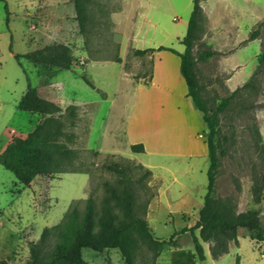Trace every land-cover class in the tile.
<instances>
[{"label": "rangeland", "instance_id": "1", "mask_svg": "<svg viewBox=\"0 0 264 264\" xmlns=\"http://www.w3.org/2000/svg\"><path fill=\"white\" fill-rule=\"evenodd\" d=\"M64 2L73 3V0ZM38 3L37 0L34 3L31 0H0V149L10 132L12 134V129L27 134L36 121L34 115L19 110L18 104L29 86L38 87L41 84L38 68L31 59H17L15 56L43 50L50 44L39 30L47 31L45 26L42 28L44 20L53 18L52 14L56 13L45 10L43 4ZM153 3L155 9L151 16L159 24L155 30L157 36L154 45L185 52V46L178 39H183L187 34L194 8L193 0H153ZM199 4L201 14L191 52L196 60L197 85L201 95L210 113H216L219 120L216 146L221 165L215 196L228 201L237 213L259 210L263 215L264 62L261 59L264 55V0H199ZM123 5L124 0H91L87 29L84 34L79 33L83 43L79 46L58 44L69 49L68 54L73 58L75 69L62 71L58 79H69L71 85L78 88L77 91L81 89L89 92L88 83L82 77H77L86 74L92 84L113 97L118 87L128 84L127 78L151 72L150 62H144L142 57L136 56L132 48L125 51L128 43L125 38L123 46L122 33L116 24ZM148 34L153 36V31ZM132 43L142 46L135 41ZM208 53L210 57H205ZM117 58L120 62H115ZM92 62L100 64L96 67L97 73L91 71V67L84 73L86 64ZM225 99H229L228 104L222 108ZM109 107V103H103L99 108L92 124L91 147L99 142ZM61 114L54 116L63 125L62 132L65 134L59 136V142L68 144L71 141L66 136L71 133L72 118H65ZM137 127L140 134L143 131L147 134L151 145L159 140L152 124L143 125L142 132L140 126ZM203 135L205 139L208 138L207 131L204 130ZM80 151V159L76 164L91 169L87 195L94 198L98 207L105 194L104 182L115 183L118 179L116 173L106 169V165L113 163H120L133 175L138 184L139 205L158 195V186L153 184V173L148 174L147 169L135 160L119 155ZM139 158L173 170L174 176L160 170L165 186L177 194L179 190H185L197 202L204 203L210 166L208 158L190 159L185 156L177 159L153 153ZM188 166L191 168L186 171ZM174 177L178 179L176 182ZM88 178L86 174H69L50 184H46L48 179L45 178L42 180L44 185L25 187L0 164V260L12 258L28 264L30 246L39 241L45 228L61 225L65 214L72 207L71 203L84 196ZM86 204V200H80L74 206L83 213ZM167 205L164 203L163 209L151 219L153 236L158 240H169L175 234L180 247L192 246L191 233L183 231L195 226L198 208H189L187 212L190 217L185 219L186 210L174 206V213L170 215L166 210ZM198 232L195 231L197 235ZM243 234L251 237L254 233L245 228L239 229L238 236ZM58 236L56 229L43 248L44 252L50 251L59 240ZM240 243L242 263L249 264L252 260L250 239L241 237ZM106 250L110 249L101 251L100 257L90 258L92 263L95 264L99 259L107 262L112 258ZM262 250L264 253L263 247ZM259 251L255 250L256 264H264ZM83 254L86 259L97 252L84 249ZM154 255L148 245L141 243L135 264H153ZM166 256L162 255L161 264Z\"/></svg>", "mask_w": 264, "mask_h": 264}, {"label": "trees", "instance_id": "2", "mask_svg": "<svg viewBox=\"0 0 264 264\" xmlns=\"http://www.w3.org/2000/svg\"><path fill=\"white\" fill-rule=\"evenodd\" d=\"M90 2L91 0H73L76 21L81 34L85 33L87 22H89ZM193 3L194 8L187 34L181 40L185 46L184 53L162 46L156 50H136L134 54L143 56L156 51H170L181 58L180 70L188 86V96L192 98L201 115L205 131L208 133L206 141L210 166L207 173L208 184L204 205L199 211V220L195 226L183 231V233L189 231L192 235L194 259L204 263L207 259L204 251L205 243L210 244L212 257L219 259L229 253L231 242L238 244V231L241 228L253 232L251 237L258 243L264 242V214L262 215L259 210L237 213L235 207L228 201L215 196L221 165L216 146L219 120L216 113H210L197 85L196 60L191 51L196 39L201 7L199 0H193ZM68 52L69 49L64 45H55L25 56L16 55L15 57L31 59L36 64L39 75L51 77L57 70L73 69V58ZM210 55L208 53L205 57ZM115 62H120V59L117 58ZM261 62H264V55ZM82 78L89 86L95 88L85 75H82ZM228 100L223 101L222 108L227 106ZM19 108L24 112L45 116L26 139L13 138L5 151L0 154V164L11 171L25 187H30L33 180L40 175L53 177L65 173L91 172L89 167L84 169L76 164L80 159L81 151L59 142V136H65V134L62 132L63 125L55 119L53 114L61 112L60 107L40 97L37 88L29 86L19 103ZM68 117L72 118L70 126L73 128L76 125L73 111L68 114ZM66 137L68 141H71L72 133ZM143 149L144 146L138 144L133 145L130 150L133 153H142ZM106 169L116 173L118 179L115 183L104 182L105 194L100 206L98 207L94 198L90 196L86 200V209L82 213L73 202L61 225L45 228L39 241L30 246L31 258L28 264H89L82 255L83 249L97 252L118 249L125 264H135L136 253L141 243L148 245L150 250L154 251L153 264H155L164 249L180 247L175 240V234L169 240H158L153 236L146 220L152 200L148 199L144 204H138V184L133 175L129 174V169L121 166L120 163L106 165ZM147 173L150 174L151 171L147 169ZM56 229H58L59 240L50 251L44 252L43 248ZM197 230H199L198 235L195 233ZM0 264L8 263L0 260Z\"/></svg>", "mask_w": 264, "mask_h": 264}, {"label": "crops", "instance_id": "3", "mask_svg": "<svg viewBox=\"0 0 264 264\" xmlns=\"http://www.w3.org/2000/svg\"><path fill=\"white\" fill-rule=\"evenodd\" d=\"M37 1H39L38 5H40V3L43 4L44 8H46L45 10H53L57 14H52L53 18L51 17L48 18V20H44L42 28H48L47 31L45 29L39 30V32L45 34L46 39L50 42L48 47L58 44L79 46L83 43L79 34L80 29L76 21V12L73 3L64 2L67 0ZM31 2L34 3L35 0H31ZM154 9L153 0H124V5L119 16H117L116 24L122 33V43L125 38L128 43L125 51H129V49L132 48L134 53L136 50H156L161 47V45H154L157 36L155 30L159 26L156 18H152L151 16V12L154 11ZM152 31L153 36L148 34ZM181 40L182 39H178L180 44H182ZM133 41L138 44L141 43L142 46H134L132 43ZM147 43L149 44L148 46ZM177 52L184 53L180 51ZM138 57H142L144 62L151 63V72L149 74L147 72H142L138 76L134 75L130 79L127 78L126 81L128 84L118 87L113 97L101 91L94 83L95 88L89 86V92L81 89H79V92L77 91L78 88L73 84L71 85L69 79L60 80L57 78L62 71H73L75 69L57 70L51 77L42 76L38 73V76L41 78V84L35 88H37L40 97L61 108V112L58 114L62 113L61 115L68 118V114L73 111L76 125L71 129L73 137L71 142L67 144L70 148L78 151L88 150L105 155L124 156L131 160H135L153 173V184L158 186V195L149 205L146 220L154 234L153 227L151 226V219L163 209L164 203L169 204L166 210L170 215L174 213V208H176L174 206L179 207V210H186V213H183L184 216L186 215L184 217L185 219H187L186 217H190L187 210L192 206L198 208L197 212L199 217V211L204 203L202 204L201 201L197 202L185 190H179V194H177L172 191L171 188L165 186L164 178L160 170H165L174 176L173 170L171 171L165 166L155 165L151 160L145 161L139 157L153 153L157 156L174 157L177 159L185 156L190 159H206L208 158L209 151L207 141L203 135L205 130L204 123L192 98L188 96V86L181 74V58L170 51H156ZM97 65L100 64H97V62L87 63L84 73L90 67L92 68L91 71L97 73ZM77 77L81 78L82 75H78ZM103 103H109L110 105L107 115L108 118L105 121L104 129L98 144L95 147H91L89 141L93 127L92 124L95 122L99 108ZM18 109L21 110L19 104ZM26 113L34 115L33 117L36 119L35 124L33 123L34 125H32V129L27 134L19 133L13 129L12 134L9 131L10 134L4 146L0 149V154L5 151L6 146H8L13 138L26 139L28 135L34 131L37 124L45 118V116L38 113ZM53 116H55V114H53ZM161 122H163V124ZM146 124L147 126L152 124L154 129L157 130L159 140L153 145H151L150 139L147 138V134L144 133V131V134L139 133V128L137 126H140V131L142 132L141 127ZM138 144L144 146V152L133 153L132 150H130L131 147ZM190 168L191 167L188 166L186 171ZM69 174H86V176L89 177L84 187V196L73 202L87 200L89 198L87 190L89 185L88 181H90V173H65L53 177L40 175L33 180L30 187L36 184L44 185L42 180L45 178L48 179L46 184H50L51 181L60 179ZM177 180V177H174V182ZM193 202L195 205H192ZM198 217L195 218L194 224L199 220ZM241 237L250 239L249 247L250 251H252V260L249 261V264L258 263L255 254V250L257 249L258 251L260 249L261 258H264V253H262L264 242L258 244L257 241L252 239L249 235L243 234L242 236H238V244L234 242L230 244L229 253L219 259H214L212 257L210 244L205 243L204 251L207 259L204 263H199L194 259L193 244L190 247L189 245H182V247L164 249L165 251L161 253L159 256L160 260H158L157 263L161 264V257L166 254L167 258L164 259L162 264H243V259L239 252ZM106 253L112 258H109L107 262L103 259H99L95 264H125L118 249L106 250ZM82 255L84 257L83 251ZM100 256V252H97V254L88 255L86 259H84L89 264H93L90 258ZM3 260L8 264H22V261L18 262L16 259L12 258Z\"/></svg>", "mask_w": 264, "mask_h": 264}, {"label": "bare ground", "instance_id": "4", "mask_svg": "<svg viewBox=\"0 0 264 264\" xmlns=\"http://www.w3.org/2000/svg\"><path fill=\"white\" fill-rule=\"evenodd\" d=\"M162 124H163V122H161ZM161 123H159V124H161ZM156 135V134H155ZM168 138V137H167Z\"/></svg>", "mask_w": 264, "mask_h": 264}]
</instances>
